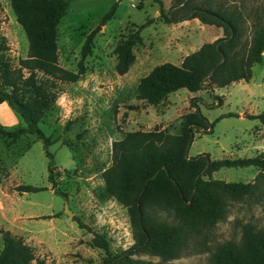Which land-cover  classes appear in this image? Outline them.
I'll list each match as a JSON object with an SVG mask.
<instances>
[{"label": "rangeland", "instance_id": "374dc122", "mask_svg": "<svg viewBox=\"0 0 264 264\" xmlns=\"http://www.w3.org/2000/svg\"><path fill=\"white\" fill-rule=\"evenodd\" d=\"M0 1V43L6 47L0 51V70L4 65L17 68L28 56L27 37L11 11V0ZM164 1L163 8L155 0L72 2L59 26L60 65L72 72L78 69L83 44L91 33H95L94 51L86 60L84 78L76 84H60V97L40 124L51 146L47 148L34 135L22 137L15 146L0 140V174L4 178L0 185V230L9 228L21 236L45 264H100L104 252L90 247L93 232L109 236L113 255L120 256L134 246L127 209L109 198L102 177L112 165L113 143L122 141L129 132L165 129L178 135L186 116L198 111L214 128L213 133L195 131L189 158L209 155L216 162L264 155L262 125L250 118L264 114V61L254 66L248 87L246 82L235 83L197 94L182 89L158 107L144 106L137 99L138 83L154 67L177 65L211 39L209 33L181 28L179 23L166 24L165 14H177L172 9L174 0ZM233 1L241 5L242 0H228V4L232 6ZM243 5L249 28L264 22V0H243ZM114 7L113 19L101 27L102 19ZM150 19L154 23L142 32L144 40L135 51L133 68L126 76H118L117 44ZM0 126L16 129L25 124L1 104ZM50 164L57 182L55 190L49 182ZM258 174L254 167L221 169L213 179L248 184ZM19 186L41 191L20 193ZM66 205L72 217L66 214ZM15 212H22L21 217ZM156 217L171 221L165 213ZM75 219L85 227L80 228ZM248 223L264 229V196L231 203L225 219L214 229L189 240L182 258L164 263L146 253L132 258L150 264H209L218 246L240 242L242 226ZM2 248L0 237V251Z\"/></svg>", "mask_w": 264, "mask_h": 264}, {"label": "trees", "instance_id": "16d2710c", "mask_svg": "<svg viewBox=\"0 0 264 264\" xmlns=\"http://www.w3.org/2000/svg\"><path fill=\"white\" fill-rule=\"evenodd\" d=\"M74 1L77 0H11V11L29 45L28 56L20 60L19 67L4 65L0 70V105L6 104L25 124L16 129L0 126V140L11 146L26 135H34L50 147L52 143L43 134L40 124L60 97V84H76L85 76L86 60L94 51L95 33L85 40L75 72L60 65L57 45L60 23ZM155 2L163 8L162 0ZM174 4L172 9L177 15L165 14L166 24L198 19L205 25L222 28L224 37L204 43L181 65L163 63L154 67L140 80L137 99L144 102V106L158 107L182 89L197 94L234 83H250L254 66L264 61V22L248 27L243 0L241 5L233 1L232 6L228 0H174ZM115 9L102 19L101 27L113 19ZM153 23L147 20L117 44L114 54L118 76L126 75L133 67L135 51L143 42L142 32ZM5 50L0 43V51ZM250 118L259 120L264 130V114ZM213 128L214 124L197 111L186 116L178 135L159 129L133 131L122 141L113 143L112 165L102 177L109 198L127 209L135 244L122 255H113L110 241L102 234L91 233L90 247L104 252L100 264H150L132 258L145 253L160 258L163 263L182 258L189 240L202 231L214 229L225 219L231 203L264 196L262 155L248 160L216 162L209 155L188 157L195 131L213 133ZM247 167L259 171L253 183L213 179V174L221 169ZM52 170L50 164L49 182L55 190L57 182ZM3 181L0 174V185ZM39 191L41 189L31 186L18 187L20 193ZM158 213H165L171 221H159ZM75 221L80 228L85 227L80 220ZM241 233L240 242L228 241L218 246L209 264H264V229L248 223L242 226ZM0 237L3 243L0 264H45L22 237L5 230H0Z\"/></svg>", "mask_w": 264, "mask_h": 264}, {"label": "crops", "instance_id": "0c3cea01", "mask_svg": "<svg viewBox=\"0 0 264 264\" xmlns=\"http://www.w3.org/2000/svg\"><path fill=\"white\" fill-rule=\"evenodd\" d=\"M163 2H164V4H166V1H164V0H162ZM179 25L181 26V28H194V29H196L197 31H199L200 33H202V34H204V33H209L210 35H211V39L208 41V42H202L199 46H197L196 48H195V50H193L192 51V53H194V52H196V51H198L201 47H202V45L204 44V43H212V42H215V41H217V40H219V39H221V38H223L224 37V31H223V29L222 28H218L217 26H210V25H205V24H203V23H201L198 19H194V20H189V21H186L185 20V22H182V23H179ZM185 38L186 39H188V41H189V38H188V36H187V34L185 33ZM144 40V39H143ZM187 41V42H188ZM186 45V44H185ZM189 45V44H188ZM189 54H187L185 57H182L181 58V60H180V62L177 64V65H181L182 64V62L184 61V59L188 56ZM133 68V67H132ZM131 68V69H132ZM131 71V70H130ZM149 73V72H148ZM147 73V74H148ZM128 74V73H127ZM126 74V75H127ZM146 74V75H147ZM126 75H124V76H126ZM145 75V76H146ZM124 76H122V77H124ZM144 77V76H143ZM241 83H245V82H239L238 84H241ZM235 84V83H234ZM247 84V87L250 85V83H246ZM138 85H139V83H138ZM233 85V84H232ZM231 85V86H232ZM230 87V86H229ZM227 88V87H226ZM6 105V104H5ZM260 115V114H259ZM253 116H256V115H253ZM163 130H165V129H163ZM261 135L262 136H264V130H263V126H262V131H261ZM264 156V155H263ZM112 199V198H111ZM114 200V199H113ZM115 201V200H114ZM116 202V201H115ZM119 204V203H118ZM15 214H17V216L18 217H21V215H22V212H15ZM9 230V232H11V233H13V231L11 230V229H9V228H7L5 231H8ZM14 235H16L15 233H13ZM17 236H19V235H17ZM21 237V236H20ZM107 239H109L108 237L109 236H105ZM110 245H111V243H110Z\"/></svg>", "mask_w": 264, "mask_h": 264}, {"label": "water", "instance_id": "95a60500", "mask_svg": "<svg viewBox=\"0 0 264 264\" xmlns=\"http://www.w3.org/2000/svg\"><path fill=\"white\" fill-rule=\"evenodd\" d=\"M66 214H68L69 217L73 216V213L69 210L68 205H66Z\"/></svg>", "mask_w": 264, "mask_h": 264}, {"label": "built area", "instance_id": "2783aa9c", "mask_svg": "<svg viewBox=\"0 0 264 264\" xmlns=\"http://www.w3.org/2000/svg\"><path fill=\"white\" fill-rule=\"evenodd\" d=\"M263 57H264V53H263Z\"/></svg>", "mask_w": 264, "mask_h": 264}]
</instances>
